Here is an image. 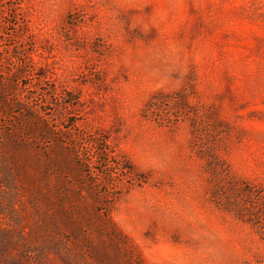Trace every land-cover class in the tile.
Segmentation results:
<instances>
[{
	"label": "rangeland",
	"instance_id": "374dc122",
	"mask_svg": "<svg viewBox=\"0 0 264 264\" xmlns=\"http://www.w3.org/2000/svg\"><path fill=\"white\" fill-rule=\"evenodd\" d=\"M180 90L196 136L143 115ZM0 171V233H23L0 264H97L57 234L73 208L108 214L141 264H264V0H0Z\"/></svg>",
	"mask_w": 264,
	"mask_h": 264
},
{
	"label": "trees",
	"instance_id": "16d2710c",
	"mask_svg": "<svg viewBox=\"0 0 264 264\" xmlns=\"http://www.w3.org/2000/svg\"><path fill=\"white\" fill-rule=\"evenodd\" d=\"M189 97L190 92L188 90H180L169 94H157L146 103L143 108V115L159 124H173L175 120L178 121L182 116L188 117L194 122L193 134L196 136V131H198L200 125L198 120L201 119L206 112L199 110L195 111L189 108ZM174 109L179 110L180 114L176 112L177 114L174 115ZM44 133L49 138L53 137L51 129H46ZM57 144H60V142H57L56 145ZM70 145L75 149L76 156L80 157L84 155L78 149L79 147L77 144L74 146H72V144ZM195 149H197L199 155L205 159L206 170L209 171L211 178H213V197L217 204L223 209L235 211L236 215L241 218L243 216V210L239 208L240 205L238 206L237 204L240 203V200L232 197L226 187V170L221 164L217 163V157L214 156L215 154L213 155V151L202 148L201 146H196ZM0 174V184L3 186L11 184L15 179L14 174L11 172L5 175L0 171ZM77 208L86 209L85 211H87L89 207L84 208L79 206ZM72 210L75 209L73 208L70 212L63 213V215H65L63 218L64 225L67 227V230L64 232H56L58 235H61L65 242L68 241L70 244H73L75 248L78 247L84 250L83 252L87 258L97 264H114V261L111 259H117L119 256L117 254H124L125 258H127V264H141V259L135 257L134 254L132 255V247L127 240V236L117 228L108 214H97L98 221L96 223L91 220V223L85 224L84 215H82L80 211L72 214ZM2 233L9 237L8 240H5L6 243L2 242L4 241ZM2 233H0V258L2 253L5 252L4 250L7 248V245H14L18 241L20 242L23 240V233L19 231L16 232L14 227L6 229V231ZM10 241L12 243L8 244ZM108 242L112 243L115 248L116 254H113V258L110 253L107 252Z\"/></svg>",
	"mask_w": 264,
	"mask_h": 264
}]
</instances>
